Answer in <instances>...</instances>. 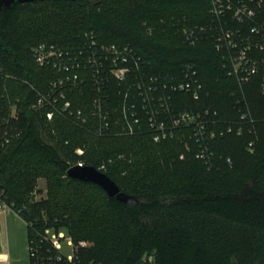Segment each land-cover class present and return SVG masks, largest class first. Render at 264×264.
Wrapping results in <instances>:
<instances>
[{
    "label": "trees",
    "instance_id": "trees-1",
    "mask_svg": "<svg viewBox=\"0 0 264 264\" xmlns=\"http://www.w3.org/2000/svg\"><path fill=\"white\" fill-rule=\"evenodd\" d=\"M209 9L210 0H33L0 8V67L13 78L9 93L21 130L0 154V192L36 230L88 242L82 264H264V73L240 102L242 90L214 45L183 42L180 26L207 24ZM86 32L100 44L133 48L157 74L178 76L194 65L204 95H176L178 110L210 109L221 120L240 121L247 107L253 122H244L243 135L215 141L211 167L178 140L156 143L146 133L96 138L75 120L47 122L30 108L32 87L44 91L59 75L39 68L33 50L80 45ZM83 93L73 96L77 106H85ZM79 163L105 166L102 172L133 199L120 202L68 177ZM41 179L47 198L29 205L30 195L42 194Z\"/></svg>",
    "mask_w": 264,
    "mask_h": 264
},
{
    "label": "built area",
    "instance_id": "built-area-1",
    "mask_svg": "<svg viewBox=\"0 0 264 264\" xmlns=\"http://www.w3.org/2000/svg\"><path fill=\"white\" fill-rule=\"evenodd\" d=\"M209 18L205 25L180 26L183 42L188 46L212 43L223 70L242 90L239 101L246 103L244 89L264 73V0H210ZM32 56L39 68L59 77L51 79L44 91L32 87L37 97L30 108L47 122L57 117L75 120L96 138L146 133L156 143L178 140L190 151L192 144L196 159L211 167L216 160L215 141L241 136L244 122H253L247 107L240 121L221 120L210 109L178 110L182 103L176 95L185 94L194 101L204 95L194 65H186L178 76L157 74L133 48L100 44L93 32H86L77 46L40 44ZM12 79L0 67V154L21 135L20 110L9 93ZM262 89L264 93V79ZM85 91V106H77L73 96L78 92L83 96ZM77 153L82 155L83 150ZM9 209L14 206L0 192V211ZM28 227L30 264H82L80 252L90 246L88 242L75 244L63 230L41 232L31 224ZM63 243L71 250L69 255L63 252Z\"/></svg>",
    "mask_w": 264,
    "mask_h": 264
},
{
    "label": "crops",
    "instance_id": "crops-1",
    "mask_svg": "<svg viewBox=\"0 0 264 264\" xmlns=\"http://www.w3.org/2000/svg\"><path fill=\"white\" fill-rule=\"evenodd\" d=\"M0 264H30L28 223L15 209L0 211Z\"/></svg>",
    "mask_w": 264,
    "mask_h": 264
},
{
    "label": "water",
    "instance_id": "water-1",
    "mask_svg": "<svg viewBox=\"0 0 264 264\" xmlns=\"http://www.w3.org/2000/svg\"><path fill=\"white\" fill-rule=\"evenodd\" d=\"M15 1L31 2L33 0H0V8L8 6ZM68 177L82 182L92 183L101 188L110 198L128 203L133 198L124 194L118 185L105 173L92 166H74L68 171Z\"/></svg>",
    "mask_w": 264,
    "mask_h": 264
},
{
    "label": "rangeland",
    "instance_id": "rangeland-1",
    "mask_svg": "<svg viewBox=\"0 0 264 264\" xmlns=\"http://www.w3.org/2000/svg\"><path fill=\"white\" fill-rule=\"evenodd\" d=\"M38 190H41L42 194L34 193V194L30 195V198L28 199L29 205L36 203V202H40V201L45 200L47 198L46 181L44 179L39 180ZM30 224L34 225V223H32V222H30ZM63 252L66 255H69L71 253V250L67 247V245L65 243H63ZM29 259H30V256H29Z\"/></svg>",
    "mask_w": 264,
    "mask_h": 264
}]
</instances>
